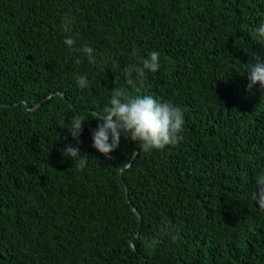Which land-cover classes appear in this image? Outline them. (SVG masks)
Masks as SVG:
<instances>
[{
    "label": "trees",
    "instance_id": "16d2710c",
    "mask_svg": "<svg viewBox=\"0 0 264 264\" xmlns=\"http://www.w3.org/2000/svg\"><path fill=\"white\" fill-rule=\"evenodd\" d=\"M261 23L264 0H0V264H264V90L247 87ZM154 50L159 70L129 84ZM115 87L181 107L182 141L99 153L93 113Z\"/></svg>",
    "mask_w": 264,
    "mask_h": 264
},
{
    "label": "clouds",
    "instance_id": "9594fccd",
    "mask_svg": "<svg viewBox=\"0 0 264 264\" xmlns=\"http://www.w3.org/2000/svg\"><path fill=\"white\" fill-rule=\"evenodd\" d=\"M72 18L70 14L62 17L61 28L68 34L71 32ZM257 35L264 39V23L256 29ZM63 43L72 49L76 40L72 35H66ZM88 59V62L95 64L97 58L95 49L84 44L78 49ZM135 55V51L133 52ZM254 62L247 65L248 89L259 85L264 90V59L256 56ZM81 61L77 59L76 63ZM160 68V52L152 51L146 58H143L139 66L125 69V74L129 77L128 83L133 84L132 72H135L136 80L146 79L148 72L155 73ZM77 86L81 89L89 87V80L84 75L75 77ZM93 115L99 122L95 129L91 130L92 147L106 158L112 159L111 153L115 151L121 136L125 139L138 142L140 151L151 152L163 150L166 146L176 145L182 141V133L185 125V115L181 107L171 103L157 100L151 95H137L129 97L124 89L115 87L112 89V96L108 105L102 111ZM85 119L83 116L74 115L65 123L64 128L68 130L71 137L81 143L80 136L83 132ZM64 158H71L76 161L79 170H83L87 164V155H81V150L74 144H67L62 150ZM131 166V163H124L121 171ZM258 191L253 194L257 203L264 208V173L256 178ZM174 240L175 236L172 237ZM153 246L155 241L152 242Z\"/></svg>",
    "mask_w": 264,
    "mask_h": 264
},
{
    "label": "water",
    "instance_id": "95a60500",
    "mask_svg": "<svg viewBox=\"0 0 264 264\" xmlns=\"http://www.w3.org/2000/svg\"><path fill=\"white\" fill-rule=\"evenodd\" d=\"M136 157V155L133 156L132 160Z\"/></svg>",
    "mask_w": 264,
    "mask_h": 264
}]
</instances>
